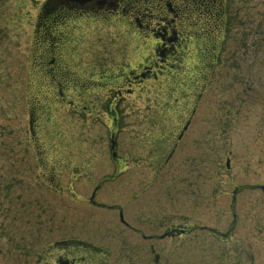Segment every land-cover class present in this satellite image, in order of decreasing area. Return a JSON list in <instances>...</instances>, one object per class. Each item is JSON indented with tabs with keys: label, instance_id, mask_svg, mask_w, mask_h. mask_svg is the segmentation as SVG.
Wrapping results in <instances>:
<instances>
[{
	"label": "rangeland",
	"instance_id": "374dc122",
	"mask_svg": "<svg viewBox=\"0 0 264 264\" xmlns=\"http://www.w3.org/2000/svg\"><path fill=\"white\" fill-rule=\"evenodd\" d=\"M39 3L41 0H0V264H58L61 252L57 248L64 245L56 241L72 235L107 249L106 255L81 251L76 254L79 256L77 264H156L154 255L144 257L146 250L140 254L135 250L134 258L124 259L120 255L129 252L128 246L134 245L121 240L118 211L93 206L87 199L90 191L83 194L79 183L72 181L77 177L74 168L86 165L93 154L108 157L107 145L103 148L93 142L101 139L107 144L111 126L116 128L121 144L122 135L139 123L140 117L145 119L151 113L147 108L179 106L173 98H180L191 89L176 88L178 83L160 78L156 84L146 86L150 89L143 92L141 98L125 93L127 99L119 104L117 125L108 114L103 119L87 116L86 121L93 128L86 133L77 132L80 125L67 112L68 105L58 104L52 113L48 111L51 121L32 135L29 107L37 101L41 88V80L36 78L38 66L31 51ZM228 6L231 24L222 53L227 63L223 60L205 72L204 100L197 111L199 121H195L196 124L206 123L207 173L201 178H192L189 190L180 196L188 203L186 211L190 212L192 222L209 223L224 232L232 225L230 193L234 188V171L238 168L242 173L241 183L250 178V183L264 185V0H228ZM244 27L254 28L256 34L245 40L247 48L240 46ZM132 33L113 19L105 22L81 20L75 30L76 38L79 37L77 53L81 75H87L92 63L114 70L125 64L134 66L146 55L148 47ZM253 41L255 45H249ZM193 65V62L188 64L187 71H191ZM198 87L195 85L196 91H200ZM104 93L101 90L99 95ZM111 106L114 108V101ZM165 123H174V119ZM242 130L246 136L241 142L248 153L242 152L246 160H242L244 154L229 153L235 135ZM227 156H231L232 165L225 170ZM42 161L60 170L58 177L54 176L56 182L61 181L70 190L76 188L79 203L71 194L70 197L60 196L43 183L40 176L44 175L39 170ZM98 178L91 172L80 181L96 182ZM120 183V176L108 177L102 195L109 201L122 202ZM4 192L8 198H3ZM35 202L43 205V212ZM131 204L136 205V200ZM177 208L184 207L181 204ZM241 214L240 228L234 229L223 241L205 231L168 241L166 252L162 251L161 264H264V198L261 192ZM65 246L68 251L76 250L71 245Z\"/></svg>",
	"mask_w": 264,
	"mask_h": 264
},
{
	"label": "flooded vegetation",
	"instance_id": "af4514ba",
	"mask_svg": "<svg viewBox=\"0 0 264 264\" xmlns=\"http://www.w3.org/2000/svg\"><path fill=\"white\" fill-rule=\"evenodd\" d=\"M49 2L51 0H41L36 8L38 28L35 29L33 43L37 47L36 78L41 80L43 97L29 107L32 135L37 133L40 126L51 121L49 113L58 104L68 105L67 112L80 125L77 132L86 133L92 129L86 121L87 116L103 119L108 114L113 116V123L117 125L116 114L119 104L127 99L125 93H133L141 98L143 92L150 89L146 86L156 84L160 78L172 84L178 83L176 88L180 86L191 89L190 93L184 91L180 98H173L179 106L171 109L147 108L151 113L145 119L140 117V122L133 124L122 135L121 144L116 128L111 126L107 144L101 139L93 143L103 148L107 145L108 148L109 138L115 135L116 149H120V153L115 156L109 154L108 157L93 154L86 165L74 168L77 177L72 179L82 187L83 194L90 191L87 199L90 198L93 206L120 211L121 240L134 245L132 248L128 246L129 252L120 254L124 259L129 256L134 258L137 251L140 254L142 250H146L144 257L152 254L156 264H161L162 251L166 252L168 241L182 239L197 230L208 231L206 226H211L209 223L192 222L190 212L186 211L188 203L180 196L189 190L192 178H201L207 173L206 123L196 124L195 121H199L196 118L197 111L204 100L202 88L207 84L205 72L224 60L223 43L228 41L231 24L225 0H114L113 4L105 2L99 6H80L74 0H58L57 5H50ZM86 19L117 21L125 30L133 32L144 47H148L146 55L134 66L125 64L115 70L92 63L86 71L87 75H81L83 73L78 69L80 61L76 50L79 37L76 38L75 30L80 21ZM38 30L42 31L40 35ZM247 31L248 36L252 35L249 28ZM191 62L194 63L193 68L187 71ZM232 66L234 67L233 63ZM195 85H199L200 91H196ZM101 90L105 91L103 95H99ZM113 101L114 108L111 106ZM164 111L171 113L165 114ZM172 119L174 123H165ZM244 132L242 130L241 134L235 135L232 151L241 156L244 153L248 155L241 143L246 140ZM246 155L242 160H246ZM39 170L46 178V183L49 181L51 185L54 184L56 193L64 197L72 194L74 201L79 203L76 188H65L61 181L56 182L54 179L53 176L57 178L60 171L56 166L42 161V168L39 165ZM91 172L99 176L97 182L80 181L86 173ZM234 174L233 231L240 228L241 212L249 203L255 202L257 194L261 192L264 198V189L260 184L250 183V178L241 183L242 173L238 168ZM110 175L114 178L121 177L123 198L120 204H111L109 198L102 195L101 190ZM176 182L179 186H176ZM245 190L249 193H243ZM93 192L95 202L91 200ZM4 195L8 198V194ZM134 199L137 204L130 205ZM37 204L42 209L43 205ZM181 204L184 210L177 208ZM43 214L39 216L40 219ZM71 243L80 248L95 249L91 244L79 241V238L64 239L59 244L64 246L58 247L61 252L57 258L58 264H77L79 256L76 254L79 251H68L65 248V245Z\"/></svg>",
	"mask_w": 264,
	"mask_h": 264
}]
</instances>
